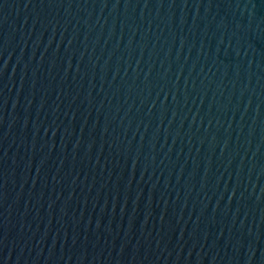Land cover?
Instances as JSON below:
<instances>
[{
    "label": "water",
    "instance_id": "1",
    "mask_svg": "<svg viewBox=\"0 0 264 264\" xmlns=\"http://www.w3.org/2000/svg\"><path fill=\"white\" fill-rule=\"evenodd\" d=\"M0 264H264V0H0Z\"/></svg>",
    "mask_w": 264,
    "mask_h": 264
}]
</instances>
